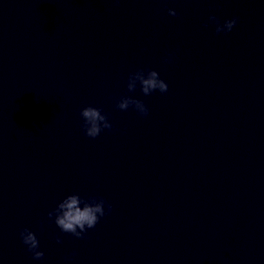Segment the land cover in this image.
<instances>
[{
  "label": "water",
  "instance_id": "obj_1",
  "mask_svg": "<svg viewBox=\"0 0 264 264\" xmlns=\"http://www.w3.org/2000/svg\"><path fill=\"white\" fill-rule=\"evenodd\" d=\"M71 192L112 204L82 238L46 215ZM0 264H264V0H0Z\"/></svg>",
  "mask_w": 264,
  "mask_h": 264
},
{
  "label": "clouds",
  "instance_id": "obj_2",
  "mask_svg": "<svg viewBox=\"0 0 264 264\" xmlns=\"http://www.w3.org/2000/svg\"><path fill=\"white\" fill-rule=\"evenodd\" d=\"M168 14L175 16L177 13L173 8H168ZM208 21L214 23L216 33H227L237 23V18L225 19L223 23L219 19L210 15ZM207 26V22L205 23ZM165 62L171 61V54L164 57ZM139 85L143 95L148 96L158 90L165 93L168 90L167 82L162 79L155 69L137 68L127 76L126 89L132 92ZM115 107L120 110H127L129 107L141 116H147L149 109L146 104L133 96L121 95L115 103ZM81 128L84 135L95 138L104 129H112L113 124L99 107L86 105L80 109ZM112 210V204L104 199L103 196L89 195L87 197L77 192L66 194L60 199L54 208L50 209L46 215L58 227L61 233H69L76 238H82L88 229H92L101 217H104ZM21 243L27 248L32 259L40 260L44 256L40 249L37 235L34 231L25 227L19 232ZM56 242L60 243V236L55 237ZM75 255L73 251L65 260H70Z\"/></svg>",
  "mask_w": 264,
  "mask_h": 264
}]
</instances>
